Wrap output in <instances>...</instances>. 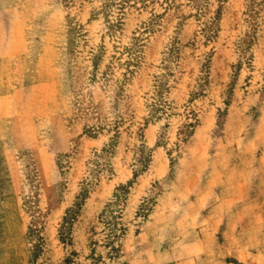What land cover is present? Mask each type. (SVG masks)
I'll return each instance as SVG.
<instances>
[{"label":"rangeland","instance_id":"rangeland-1","mask_svg":"<svg viewBox=\"0 0 264 264\" xmlns=\"http://www.w3.org/2000/svg\"><path fill=\"white\" fill-rule=\"evenodd\" d=\"M0 264H264V0H0Z\"/></svg>","mask_w":264,"mask_h":264}]
</instances>
